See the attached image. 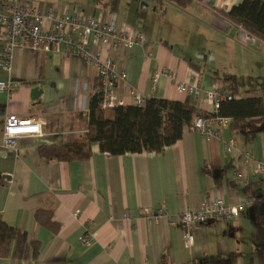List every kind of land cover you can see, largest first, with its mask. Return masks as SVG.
<instances>
[{"label":"crops","instance_id":"0c3cea01","mask_svg":"<svg viewBox=\"0 0 264 264\" xmlns=\"http://www.w3.org/2000/svg\"><path fill=\"white\" fill-rule=\"evenodd\" d=\"M30 1L42 9L54 5L103 20L114 13L118 30L144 32L143 44L101 48L125 72L114 88L122 105L134 103L137 94L188 99L210 112L205 92L233 73L235 96H261L264 113V41L220 15L242 0H192L184 7L167 2L163 11L152 0ZM8 11L0 0V12ZM1 31L0 26V36ZM90 47L98 48L95 42ZM171 75L196 83L202 93L179 92ZM0 79L14 86L0 91V216L40 244L36 259L0 256V264H209V257L264 264L256 254V223L264 226V173L254 160L244 167L242 155L251 149L254 159L264 158V121L247 120L237 129L215 125L209 140L186 130L157 153L113 155L93 144L88 158L54 160L41 156L38 147L84 134L95 68L76 55L17 46L9 71L0 69ZM35 87L39 93L32 98ZM11 113L42 121V133L19 139L14 152L3 144ZM231 138L238 150L224 149ZM234 171L243 177L234 179ZM218 197L244 207L230 220L192 227L180 222L179 213ZM38 208L52 212L56 233L35 220ZM157 208L164 214L153 219ZM84 236L91 241L85 243Z\"/></svg>","mask_w":264,"mask_h":264},{"label":"trees","instance_id":"16d2710c","mask_svg":"<svg viewBox=\"0 0 264 264\" xmlns=\"http://www.w3.org/2000/svg\"><path fill=\"white\" fill-rule=\"evenodd\" d=\"M163 11L165 4L171 2L184 7L192 0H152ZM229 23L241 27L249 35L264 41V0H242L227 11H220ZM95 90L89 98L86 132L73 141L61 144L40 145L39 154L54 160H78L88 158L91 147L97 144L102 152L113 155L135 152H160L164 147L178 141L184 131L189 130L195 116L203 118L224 116L230 118V126L237 129L247 121H264L261 96L250 95L237 98V78L233 73L221 76L222 90L233 94L231 99H223L218 111L212 113L199 108L186 100L149 97L143 104L115 105L103 110L100 108L102 87L97 76ZM250 135L254 132L249 131ZM35 220L56 233L58 223L52 212L38 208ZM256 254L264 260V226L256 223ZM40 244L30 240L21 228L8 224L0 216V256H10L17 260L36 259ZM231 258L209 257V264H230Z\"/></svg>","mask_w":264,"mask_h":264},{"label":"built area","instance_id":"2783aa9c","mask_svg":"<svg viewBox=\"0 0 264 264\" xmlns=\"http://www.w3.org/2000/svg\"><path fill=\"white\" fill-rule=\"evenodd\" d=\"M8 7V12H0V69L9 71L10 58L14 47H27L34 52H56L78 56L84 63L95 68L99 78L102 94L100 108L106 110L115 105H122L123 101L117 97L115 86L124 80L125 72L118 70L111 56L102 55V47L115 48L123 43L130 47L133 44H143L146 36L143 31L127 33L116 28V15L111 13L105 20L93 16L82 17L69 13L67 10H59L50 5L45 9L40 8L30 0H3ZM91 42L98 46L91 49ZM172 79L175 77L171 75ZM175 86L179 92L198 96L202 90L194 82H179L175 80ZM14 88L12 82L0 79V91H11ZM206 101L211 104L210 112L218 111L219 103L223 99H231L235 96L222 90L221 82H218L210 90L205 92ZM144 98L134 94V104H143ZM42 121L32 117H19L14 113L5 118L3 129V144L14 152L18 149V140L24 137H33L42 133ZM230 118L213 116L203 118L195 116L192 120L190 131H196L209 140L214 134V126H228ZM81 132H86L83 128ZM225 150H238L234 139L224 142ZM243 165L248 167L252 160L255 161L258 172L264 173V158L254 159L253 151L248 149L243 152ZM242 172H233L234 179H241ZM243 204L232 205L221 197L215 198L210 204L200 209L186 210L179 213L180 222L192 227L211 220L233 219L243 209ZM164 214L162 208L155 210L153 219ZM174 223L175 219L171 218ZM85 243L91 241V236H84Z\"/></svg>","mask_w":264,"mask_h":264},{"label":"water","instance_id":"95a60500","mask_svg":"<svg viewBox=\"0 0 264 264\" xmlns=\"http://www.w3.org/2000/svg\"><path fill=\"white\" fill-rule=\"evenodd\" d=\"M39 90L37 87L32 89V98H36L38 96Z\"/></svg>","mask_w":264,"mask_h":264}]
</instances>
